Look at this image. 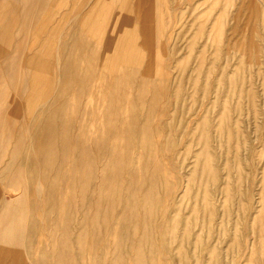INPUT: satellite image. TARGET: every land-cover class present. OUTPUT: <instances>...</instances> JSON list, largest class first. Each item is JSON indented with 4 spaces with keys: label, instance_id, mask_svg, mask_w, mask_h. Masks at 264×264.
<instances>
[{
    "label": "rangeland",
    "instance_id": "obj_1",
    "mask_svg": "<svg viewBox=\"0 0 264 264\" xmlns=\"http://www.w3.org/2000/svg\"><path fill=\"white\" fill-rule=\"evenodd\" d=\"M187 1L0 0V264H264V0Z\"/></svg>",
    "mask_w": 264,
    "mask_h": 264
},
{
    "label": "bare ground",
    "instance_id": "obj_2",
    "mask_svg": "<svg viewBox=\"0 0 264 264\" xmlns=\"http://www.w3.org/2000/svg\"><path fill=\"white\" fill-rule=\"evenodd\" d=\"M90 1V0H89ZM95 1V0H94ZM118 2H117V4H119V7H120V10L118 11L119 13H118V18H117V21H118V23L120 24V26L121 27H123L124 26V24L125 23H127V22H130V20H132V18H130L129 17V14H130V10H131V7H132V4L134 3L136 6H137V9H138V7H139V5H138V2H139V0H117ZM169 1L170 0H145V4L143 5V6H145L146 8H145V15H147L148 14V17L150 18V19H152V17H157V16H155V12H156V10L158 9V7L159 6H161V4H163V3H165V4H167L168 5V3H169ZM174 1V0H173ZM189 1V0H188ZM187 1V2H188ZM194 1V0H193ZM204 2H202V3H200V2H197V3H194V10H199L200 8H202V7H204L205 5H206V7H209V5H210V3H211V1H214V0H203ZM180 2H181V0H180ZM224 2V1H223ZM240 2H242V1H240ZM191 3V2H190ZM220 2L218 1V0H216L215 1V6H214V9H212L213 11H215L216 10V8H217V6H218V4H219ZM259 3H262L260 0H244L243 1V7H244V9H245V11L246 10H250V13H251V24H253V25H255L254 24V22L255 21H257V16L259 15ZM169 4H171V2L169 3ZM173 4V3H172ZM181 4H182V2H181ZM180 4V5H181ZM186 4H188V3H186ZM213 4V3H212ZM240 4V3H239ZM263 4V3H262ZM164 5V4H163ZM192 5V4H191ZM190 5V6H191ZM165 6V5H164ZM171 6V5H170ZM179 6V5H178ZM189 6V7H190ZM229 7H232L231 6V4H230V1L229 0H225V2L222 4V6H221V8H220V13H219V15L217 16V15H214V19H215V21H214V23H216V25H221V24H225V22H226V19H227V17H226V9H228ZM167 8V7H166ZM260 8H262V7H260ZM142 9V8H141ZM161 10H162V8H160ZM164 9H165V7H164ZM163 9V10H164ZM168 9V8H167ZM167 9H165V10H167ZM175 9V8H174ZM38 10V9H37ZM161 10L160 11H158L157 10V12H160L159 14L160 15H158V17L156 18V20H160V18L162 19V17H164V15L163 16H161ZM184 10V9H183ZM194 10H193V12H194ZM168 11V10H167ZM176 11V10H175ZM181 11H182V9H181ZM203 11V10H202ZM260 11H262V10H260ZM132 12V11H131ZM137 12H139V11H137ZM169 12H170V10H169ZM169 12H166L167 14L169 13ZM185 12V11H184ZM192 12V11H191ZM193 12H192V15H193ZM242 12V11H241ZM244 12V11H243ZM133 13V12H132ZM165 13V12H164ZM170 14V13H169ZM168 14V15H169ZM172 14V13H171ZM180 15H181V12L179 13ZM83 15H84V13H83ZM133 15H134V13H133ZM157 15V14H156ZM166 15V14H165ZM210 16V15H209ZM240 16H241V14H240ZM91 17V16H90ZM167 17V16H166ZM169 17V16H168ZM174 17V16H173ZM179 17H181V16H179ZM262 17H263V20H264V13H263V15H262ZM116 18V17H115ZM171 18V17H170ZM169 18V19H170ZM194 19H196L197 18V16H196V18H195V16L193 17ZM209 18V17H208ZM130 19V20H129ZM134 19V18H133ZM167 19V18H166ZM168 19V20H169ZM262 19V18H261ZM116 20V19H115ZM174 20V19H173ZM185 20H187V19H185ZM198 20H200L201 21V18L199 17L198 18ZM116 21V22H117ZM133 21V20H132ZM163 21V20H162ZM170 21V20H169ZM234 21V20H233ZM70 22V21H69ZM87 22V21H86ZM179 22V21H178ZM115 23V22H114ZM168 23V22H167ZM105 26V25H104ZM111 26V25H110ZM113 26H114V24H113ZM113 26H112V29H113ZM117 26V25H116ZM133 27H134V25H132ZM184 26V25H183ZM245 26H248L247 24L245 25ZM8 27V26H7ZM60 27H62V26H60ZM130 28H131V26H130ZM132 30V29H131ZM49 31V30H48ZM111 32V31H110ZM121 33H122V31H120ZM119 32V33H120ZM253 32V31H252ZM8 33V32H7ZM56 33V32H55ZM230 33V32H229ZM254 33V32H253ZM255 34V33H254ZM253 34V35H254ZM66 35V34H65ZM114 35V34H113ZM86 36V35H85ZM107 36V35H106ZM109 37H111V35L109 36ZM108 37V38H109ZM131 37H133V35L131 36ZM216 37H218V36H216ZM243 37H244V39H246L247 40V34H243ZM219 38H221V37H219ZM131 39V38H130ZM134 40V39H133ZM246 40H245V42H246ZM249 40V39H248ZM219 41H220V39H219ZM228 41V40H227ZM130 42V41H129ZM133 42V41H132ZM215 42V41H214ZM221 42V41H220ZM229 43V42H228ZM231 43H233L232 41H230V44ZM40 44V43H39ZM232 45V44H231ZM229 46V45H228ZM232 47V46H231ZM239 47H240V49H241V46L239 45ZM99 48V47H98ZM245 49V46H243V48H242V50H244ZM43 50V49H42ZM229 51V50H228ZM227 51V52H228ZM246 51V49L244 50V51H242V53L243 52H245ZM248 51V50H247ZM246 51V52H247ZM38 52V51H37ZM40 52V51H39ZM105 52V51H104ZM249 52V51H248ZM56 53V52H55ZM40 55V54H39ZM41 55H42V53H41ZM58 56H59V54H58ZM39 58V57H38ZM61 57L59 56V58H58V61H57V63H56V65H55V67H57L58 68V66L60 65V63H59V59H60ZM45 59V58H44ZM41 60H43V59H41ZM61 62V61H60ZM35 66H37V65H35ZM41 66V65H40ZM60 67V66H59ZM59 69V68H58ZM57 73H58V71H56ZM55 74V73H54ZM56 76V74L54 75V77ZM59 77V76H58ZM56 78V77H55ZM58 79V78H57ZM55 81H56V79H55ZM57 82V81H56ZM60 82V81H59ZM49 84V83H48ZM47 84V85H48ZM55 85V84H54ZM57 85V84H56ZM58 85H60V84H58ZM50 90V89H49ZM51 94V93H50ZM42 98V96L40 97V99ZM45 97H43L42 99H44ZM130 98V97H129ZM45 100V99H44ZM125 122V121H124ZM126 123V122H125ZM120 132V131H119ZM26 133H27V131H26ZM122 133V132H121ZM30 134V133H29ZM114 134V133H113ZM25 136H28V133H27V135H25ZM31 136V135H30ZM25 144H26V142H25ZM48 148V147H47ZM125 149V148H124ZM131 151V150H130ZM58 153V152H57ZM132 154V153H131ZM99 178V177H98ZM80 179V178H79ZM14 226V225H13ZM13 229V228H12ZM9 235V234H8ZM10 236V235H9ZM10 239V238H9ZM9 240L8 239H6V243H8L9 244ZM11 244V243H10ZM9 244V245H10Z\"/></svg>",
    "mask_w": 264,
    "mask_h": 264
}]
</instances>
